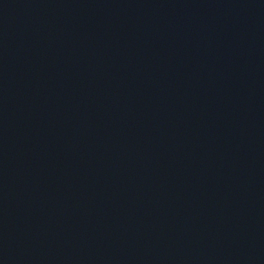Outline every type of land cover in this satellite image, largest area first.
Returning <instances> with one entry per match:
<instances>
[{"label":"water","instance_id":"95a60500","mask_svg":"<svg viewBox=\"0 0 264 264\" xmlns=\"http://www.w3.org/2000/svg\"><path fill=\"white\" fill-rule=\"evenodd\" d=\"M0 264H264V0H0Z\"/></svg>","mask_w":264,"mask_h":264}]
</instances>
